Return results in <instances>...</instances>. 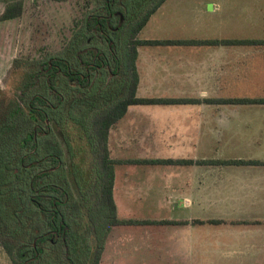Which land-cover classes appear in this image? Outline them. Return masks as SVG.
<instances>
[{
  "label": "crops",
  "instance_id": "1",
  "mask_svg": "<svg viewBox=\"0 0 264 264\" xmlns=\"http://www.w3.org/2000/svg\"><path fill=\"white\" fill-rule=\"evenodd\" d=\"M149 24L156 28L143 36ZM139 38L264 39V0H164ZM256 50L264 44L138 46L137 96L194 100L130 105V122L148 116L141 110L147 107L171 124L138 125L147 139L132 127L111 128L121 222L99 264H264V102L204 100L264 98V81L254 91L235 84L254 80ZM149 51L180 57L149 61ZM228 106L233 124L216 125ZM128 144L135 155L122 154Z\"/></svg>",
  "mask_w": 264,
  "mask_h": 264
},
{
  "label": "trees",
  "instance_id": "2",
  "mask_svg": "<svg viewBox=\"0 0 264 264\" xmlns=\"http://www.w3.org/2000/svg\"><path fill=\"white\" fill-rule=\"evenodd\" d=\"M164 0H125L128 12L122 27L125 30L126 40V64L129 79V88L124 96L111 99L110 103L99 104L91 114L67 112L56 114L60 116L64 133L71 140L88 137L91 139V151L94 155L92 169L84 171L75 170L76 163L70 168V174H51L49 170H37L31 172L29 178L9 176L8 179L0 176V187L10 186L9 191H0V210H8L11 217H18L20 211L29 216L27 238L16 242L8 238H0V244L8 254L13 264H99L105 242L113 225L121 222L117 216L116 203L113 195L115 180V165L117 159L112 157L109 146L111 128L126 114L128 107L134 104H178L192 102L194 99L171 97H140L137 96L139 73L137 69L138 46L142 44H240L249 43L264 44V39H142L139 33L147 24L152 13ZM111 0V6L113 5ZM116 1H114L115 3ZM18 3L16 6L15 4ZM9 4L4 16L18 15L23 9L20 0ZM103 17H101L102 21ZM119 19L114 15L109 17L111 25H115ZM207 102L217 100L221 103L250 102L263 103L264 98H222L204 99ZM42 101L39 97L33 100V104ZM41 113V112H40ZM38 115L44 119L43 113ZM22 116L18 112H9L6 122L0 125V139H10L0 143V173L6 170L5 163L15 155L13 151L14 140L23 138L31 141V148L36 149L25 159L30 164L28 170L32 171L37 165V159L32 155L43 156L46 154L58 165L57 156L63 154V149L58 141L54 128L47 125H29L26 129H20L15 118ZM15 122V125H10ZM12 140V141H11ZM136 161V160H129ZM153 160H147L151 162ZM155 161V160H154ZM157 161L166 162V159ZM11 169V168H10ZM26 170V169H25ZM92 172V173H90ZM93 175V176H92ZM9 180V184L5 181ZM19 180V181H18ZM77 189L76 197L71 192V184ZM93 183V186H92ZM76 184V185H75ZM89 187V188H88ZM90 194H95L92 202ZM3 197V198H2ZM6 197L7 200L4 199ZM44 198L49 203L56 202L57 206L64 204L61 211L55 208L48 209L47 220L42 218V203ZM5 202V203H4ZM10 203V205L8 204ZM25 209V211H24ZM3 210V211H4ZM79 215L84 216L86 229L93 239L90 243L88 234L79 229H74L73 223ZM2 216V214H0ZM26 217V216H24ZM82 218V217H81ZM27 219V217L25 218ZM25 222V223H21ZM17 220V227H27L28 221ZM90 235V236H91ZM52 240V242L50 241ZM27 246L31 257L27 258Z\"/></svg>",
  "mask_w": 264,
  "mask_h": 264
},
{
  "label": "flooded vegetation",
  "instance_id": "3",
  "mask_svg": "<svg viewBox=\"0 0 264 264\" xmlns=\"http://www.w3.org/2000/svg\"><path fill=\"white\" fill-rule=\"evenodd\" d=\"M20 0H0V6L3 10L0 13V21H9L19 18L23 9L18 15L4 16L7 7L11 3ZM34 1V0H33ZM53 2H63L72 0H49ZM85 1L80 17H75L74 26L71 34L61 44L59 51L46 52L41 57H36L35 61L21 64L17 61L13 65L14 71L13 81L15 86L9 91L8 110L12 113L18 112L28 115L32 118V125H43L44 129L47 125H61L58 113H67L68 109L78 114L94 112V108H98L99 104L110 103L111 99H118L125 95L129 88V79L127 75L126 58V40L125 30L122 24L125 14L128 12L125 0H82ZM114 1H116L114 3ZM16 6L18 3L15 4ZM114 15L119 20L115 25H111L109 17ZM101 17H103L101 21ZM41 29V28H40ZM41 31H39L40 33ZM8 35V34H7ZM8 42L7 36L5 37ZM5 94L0 89V95ZM41 98L42 101L33 104L35 98ZM68 103V104H67ZM45 115L42 119L39 115ZM53 112L54 121L49 118V113ZM15 125V122H10ZM10 139H0L1 142H7ZM84 139H72L70 143L63 138L58 137V141L63 149V154L57 156L58 165H54L53 161L44 154L37 156L35 163L41 165V170H49L50 173L60 171L65 175L70 174V168L73 167L74 158L76 160L75 170L84 171L86 169L83 161L87 158L83 152L86 149L90 152L89 147ZM12 141V140H11ZM83 142V144H82ZM18 150L21 151L20 169L25 170L29 164L25 159L30 153L36 149L31 148V141L26 139H18ZM94 157V155H93ZM10 160H8L9 162ZM7 162V163H8ZM69 163V164H68ZM8 166V164H7ZM13 170V171H12ZM16 175L15 169L7 168L1 171L0 176ZM76 185V184H75ZM71 184V192L73 195L77 193V189ZM10 186H1L0 191H9ZM89 188V187H88ZM76 190V191H75ZM56 206L59 212L64 204L57 206L56 202L52 204L44 198L42 203V218L47 220L48 209ZM74 229L79 232L77 226ZM52 242V240H50ZM25 256L31 257L29 246H27Z\"/></svg>",
  "mask_w": 264,
  "mask_h": 264
},
{
  "label": "rangeland",
  "instance_id": "4",
  "mask_svg": "<svg viewBox=\"0 0 264 264\" xmlns=\"http://www.w3.org/2000/svg\"><path fill=\"white\" fill-rule=\"evenodd\" d=\"M24 1H25L24 11L19 18L11 19L5 22L0 21V89L5 92V94L1 93L0 95V125L1 123L6 122L8 118V113L10 112L8 110V106H7L8 98H6V96H9L8 94L9 91H12L14 86L16 85L15 80L13 81V77H14V71H12L13 65L16 64L17 61H19L21 64L25 61H27L26 63L35 61L36 57H41L46 52L59 51L61 44L67 39V37H69V35L72 32L75 17L81 16L82 14L81 5H83V3L85 2L82 0H72V1H63V2H53L49 0H34V1L24 0ZM2 8L3 6L1 5L0 13L3 10ZM212 8H213L212 4L210 3L209 9L211 10ZM165 21H166V16L163 19L164 23ZM152 27L153 26L150 27L149 24L148 28L144 31L145 33L143 34V36H151V31L153 30V28L154 29L156 28V27L153 28ZM39 31L41 32L39 33ZM6 36L8 38V42H6L5 40ZM254 53H255L254 56L256 57H253L252 62L254 63V66L251 67L252 70L253 68H255L254 80L249 83L235 81L236 87L238 89H241L243 85L248 84L250 90L254 91V87L258 88L255 85H258L262 81H264V74L261 73V71L264 70L263 60L261 59V57L264 58V51L259 52L258 50H256ZM262 53L263 56L260 55ZM160 54L161 55L154 54L152 51H149L147 53H144L143 55H144V59H146V56H148L149 61L151 59H156L158 56L166 57V58L180 57L179 55H173V53H169V55H165L163 53ZM224 56H227V54H225ZM159 84H161L163 88H168L165 83H159ZM141 110L146 112V114L148 115V116H143L142 121L138 123H136L135 120L134 122H130L129 117L125 115L117 122L116 125L122 127L123 130H128V128L132 127V130L135 131V134L138 135L141 134L145 136V139H147V134L144 133L146 130L142 132L138 125H155L154 126L155 130L158 127L165 128L166 125H171L167 123L166 119L160 118V114L159 112L157 113L156 110H152L151 108H147V107L142 108ZM232 110L233 109L231 108V106L223 107L222 112L219 113V115L217 116V119L219 117L220 124H216V125H224V128L226 127L225 125H232L233 123L231 116L235 115L232 114ZM69 111L70 110L68 109L67 112ZM19 115L22 116L15 118V122L18 123L17 128L26 129L29 127V125H32L33 121L30 116L24 115L21 112L19 113ZM53 115H54L53 112L49 113V118H51L52 121H54ZM147 119H150V121H147ZM142 122H147V123L143 124ZM51 127L54 128V131L59 138H63L70 143L71 139L67 135H65L64 128L61 125H51ZM151 131H153V127H151ZM18 139L20 138L13 139L14 140L13 151L15 152V155L13 157H10V161L8 163H5L4 165L7 168H11V169L14 168L16 171V176L22 178L25 177L28 179L29 178L28 176L31 174V172H35L39 169L41 170V165L38 163L32 171L28 170L30 168L29 167L30 164L28 165L29 168H25L26 170L20 169L22 168L20 163L21 151L18 150ZM82 139H84L82 141L86 140L84 144L88 142L87 144L91 148L90 146V144L92 143L91 139L85 136L82 137ZM110 144H111V137H110ZM84 147H85V151L83 152V154H85L87 158L83 161V164L88 170L89 169L93 170L92 167L93 154H91L86 149V145ZM121 152L123 155L132 156L133 154L135 155V148L134 146L132 147V144H128L126 148H124L123 151ZM114 154H116L115 150L112 151V155ZM32 156L36 158L38 155L35 154ZM75 158H74V162L78 159L76 158L75 160ZM51 174H54V172ZM61 174L63 173H61L60 171H58L57 173L55 172V175H61ZM10 176L12 175L10 174ZM4 178L8 179L9 176L4 175ZM5 182H7L8 184L10 183L9 180ZM75 196L77 197L78 194H75ZM89 196L90 198L94 197L90 199L91 202L95 200V194L94 195L90 194ZM4 199L7 200L6 197H4ZM8 204L10 205L9 202ZM3 210L2 211L0 210V214H2V216H0V238L1 237L8 238L16 242L22 241V239L24 240V238L26 239L27 238L26 236L29 233L28 214L25 215L23 213V217H21L22 212L20 211L19 212L20 215L18 217L12 216L11 219H9V215H10L9 211L8 210L3 211ZM24 216H26L27 219H25L26 217ZM22 219L28 221L27 227H17V223H18L17 220L20 221ZM82 220L85 221L84 216L79 215V217H76L74 219L73 223L79 229H82L83 232L88 234L89 236L88 239L91 243L93 242L92 241L93 236L91 235L92 232L90 233L86 229V225H82L83 224ZM20 222L25 223L22 221ZM0 264H13L8 254L1 246V244H0Z\"/></svg>",
  "mask_w": 264,
  "mask_h": 264
}]
</instances>
